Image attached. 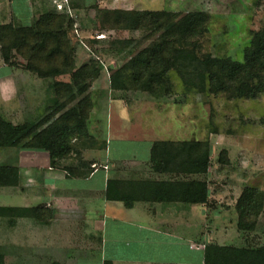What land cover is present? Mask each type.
Returning <instances> with one entry per match:
<instances>
[{"label": "trees", "instance_id": "1", "mask_svg": "<svg viewBox=\"0 0 264 264\" xmlns=\"http://www.w3.org/2000/svg\"><path fill=\"white\" fill-rule=\"evenodd\" d=\"M66 5L67 3L64 4L65 7ZM106 18L111 30L144 33L136 44L145 47L138 53L129 52L130 60L111 73L110 87L113 90L123 91L130 88L147 92L156 99L168 97L174 90L170 80L173 72L182 78V84L189 91L226 95L235 100H255L264 96L263 35L253 36L243 48L241 61L209 54L197 57L195 53L199 44L196 40L207 32L209 18L205 13L182 15L164 11L115 9L106 12ZM72 25V20L67 16L43 15L26 26L15 28L11 23L0 26L2 62L16 67L15 59L19 57L26 62L23 70L39 80H53L69 75V82L53 83L58 99L64 91L69 94L68 105L75 98L73 88L79 96L86 91L85 82L91 73L86 67L74 69L68 59L66 35ZM124 43L133 44L132 41ZM115 45L116 43H110L111 48ZM127 83L129 86H126ZM67 104L56 103L51 114L21 124H13L0 116V149L42 151L48 154L51 168L64 171L67 176L88 177L95 169L91 163L74 164L70 160L67 161L66 157L73 150L71 141L74 136H84L86 133L85 123L90 107L85 98L81 99L77 106L67 108ZM96 145L93 144L90 149H106L105 143ZM81 146L84 147L85 143ZM209 149L207 142L154 141L150 149L151 170L157 174H173L181 180L151 181L149 184L152 185L148 191L153 193L152 198H141L132 188L129 194H120L118 200L127 207L135 201L143 200L202 205L210 209L213 204L209 199V182L204 179L211 165ZM217 163L222 166L229 164L227 152L219 153ZM194 176H203V179H190ZM18 177L17 167L0 165V189L15 187ZM233 209L236 216L235 229L240 242L237 245H204V264H264V240L262 244H255L251 237L264 214V191L250 186L243 187ZM41 210V207H0V217L13 219L29 216L40 221L51 218L50 211L42 214Z\"/></svg>", "mask_w": 264, "mask_h": 264}, {"label": "rangeland", "instance_id": "2", "mask_svg": "<svg viewBox=\"0 0 264 264\" xmlns=\"http://www.w3.org/2000/svg\"><path fill=\"white\" fill-rule=\"evenodd\" d=\"M103 1H72L68 2L66 7L63 4L64 8L59 10L56 3H61L60 0H31L33 17L30 24L43 15H64L72 20V28L67 30L66 35L68 59L74 69L86 67L91 73L86 79L87 89L82 96L76 95L77 90L73 88L75 98L69 105V94L64 91L58 99L53 89V83L56 81L69 82V75L53 80H39L34 75L23 73L20 83L25 79L30 81L23 87L33 96L34 101L31 115L24 120L32 122L43 115L51 114L56 103L67 104L69 108L77 106L81 99L85 98L90 107L85 123L86 133L84 136H74L71 141L73 150L66 157L67 161L79 165L90 164L92 161L89 157L86 160L85 154L92 151L90 147L92 148L93 144H106L107 140V151L111 150L113 153L117 150V153L121 154L118 152L121 150L120 146H127L130 150L124 153L128 158L132 153L143 155L144 144H141L140 151L132 152L137 147L135 143L122 144L109 140L110 129L114 130L120 118H124V122H128L135 129V132L132 131L134 135L128 134L131 130L124 131L130 138L144 135L153 141L169 143L207 142L211 165L204 179L209 182V191L217 203L232 207L233 200L245 186L264 191V96L255 100H235L226 95L189 91L182 84V78L173 72L170 80L174 90L168 97L156 99L147 92L130 88L123 91L113 90L110 87L111 73L130 60L129 52L138 53L145 47L136 44L144 33L111 30L106 12L115 9L108 8ZM132 8L182 15L194 12L207 14V32L196 40L199 44L195 53L197 57L209 54L241 61L243 48L253 36H264V0H133ZM12 25L15 28L23 26ZM126 41H132L133 44L128 45L124 43ZM112 42L116 43L113 48L110 46ZM15 63L24 69L26 62L16 57ZM126 86H129V83ZM0 116L10 121L1 115V111ZM20 121L23 120H18ZM82 143H85L84 147L81 146ZM221 151L228 154L229 164L226 166L217 163ZM14 152L18 150L0 149V164L6 165L16 154ZM96 155L101 158L104 152H97ZM7 158L9 159L6 160ZM166 178L168 181L181 180L173 174L167 175ZM197 178L203 179V176L190 179ZM219 217L222 222L212 218L209 224L205 223L206 228L215 227L214 231L218 229L219 232H224L223 227H226L228 231L225 243L232 242V245H237L234 209L223 212ZM203 224H199V227ZM199 227L192 226L193 231L188 233L196 236L203 231V227ZM263 233L264 214L258 221L255 234L251 235L255 244H262ZM197 237L199 236L195 238ZM240 244H243L242 240Z\"/></svg>", "mask_w": 264, "mask_h": 264}, {"label": "crops", "instance_id": "3", "mask_svg": "<svg viewBox=\"0 0 264 264\" xmlns=\"http://www.w3.org/2000/svg\"><path fill=\"white\" fill-rule=\"evenodd\" d=\"M72 1L80 0L67 3ZM132 1L103 2L111 9L132 10ZM32 12L31 0H0V26L29 25ZM23 73L26 72L18 64L8 66L0 58V111L13 124L28 122L24 119L31 115L34 102L23 87L30 81L20 83ZM125 130L134 135L135 129L120 118L114 130L110 129L109 140L135 143L137 147L132 152L140 151L144 144V154L132 153L128 158L124 153L130 150L127 146H120L121 154L117 150L112 153L107 151V140L105 150L85 154V159L89 157L95 166L86 178L67 176L64 171L51 168L48 154L42 151L17 149L12 159H6V165L18 168L19 177L15 187L0 189V207H41V213L48 210L51 218L40 221L29 216H1L2 264H204V245L232 243H225L226 227L219 232L214 231V226L206 228L205 223L209 224L212 218L222 222L219 216L229 212L237 198L232 207L221 205L210 192V209L143 200L127 207L118 200L120 194H129L132 188L141 198H152L149 183L168 181L167 175L151 170L150 149L154 141L144 135L130 138ZM97 152L104 155L100 158ZM136 182L141 184L136 186ZM213 212L215 215L209 214ZM201 223L204 224L199 227ZM194 225H205L197 238L188 233ZM236 240L240 242L238 235Z\"/></svg>", "mask_w": 264, "mask_h": 264}, {"label": "built area", "instance_id": "4", "mask_svg": "<svg viewBox=\"0 0 264 264\" xmlns=\"http://www.w3.org/2000/svg\"><path fill=\"white\" fill-rule=\"evenodd\" d=\"M61 3H56V7L61 10L63 8V4L67 3V0H60ZM56 2V1H55ZM92 167H95L94 165Z\"/></svg>", "mask_w": 264, "mask_h": 264}]
</instances>
